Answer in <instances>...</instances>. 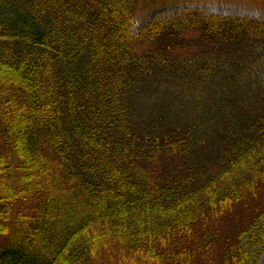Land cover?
<instances>
[{"label":"trees","instance_id":"trees-1","mask_svg":"<svg viewBox=\"0 0 264 264\" xmlns=\"http://www.w3.org/2000/svg\"><path fill=\"white\" fill-rule=\"evenodd\" d=\"M152 1L0 0V264L264 252V17Z\"/></svg>","mask_w":264,"mask_h":264},{"label":"rangeland","instance_id":"rangeland-1","mask_svg":"<svg viewBox=\"0 0 264 264\" xmlns=\"http://www.w3.org/2000/svg\"><path fill=\"white\" fill-rule=\"evenodd\" d=\"M149 2H144L143 5L146 6H150L151 7L154 5V2L152 0H148ZM201 4H206L207 6L211 7V8H222L223 10H240V11H248V12H254L256 14H260L264 17V0H240V1H236V0H202L200 2ZM149 9V8H148ZM144 12V11H143ZM142 12V13H143ZM178 53V54H177ZM176 55H184V51H177L175 53ZM249 71L250 74L248 75H244V77H242V79L249 84L248 87L249 89H253L256 90L254 91L256 94H259L258 91V87L257 86H261L263 89V93H264V53H262V58L260 60V62L256 63V64H252V66L249 67ZM170 76H159V77H155L153 78V83L155 84H160V83H170L171 78H168ZM249 80V83H248ZM162 89L164 88V86H161ZM169 89H171V91H175L176 93L182 94L181 91L177 88L176 85H169L168 87ZM244 92V91H243ZM183 96L177 100L175 99V101L172 103L174 105V107L177 106L178 103H180V106L182 107H187L191 101L190 96L187 95V93L183 92ZM247 95V94H246ZM155 96L151 97V100H159L160 98H162L161 95H159L158 97L154 98ZM255 98V95L253 94V99ZM165 101H170L171 99H167L164 98ZM152 104V103H150ZM239 107L241 109L245 108L244 106H246L245 102H240ZM183 114V113H181ZM258 202L259 204H264V190H262L261 193H259L258 196ZM3 242V238L0 237V245ZM257 264H264V252L259 256L258 260H257Z\"/></svg>","mask_w":264,"mask_h":264}]
</instances>
